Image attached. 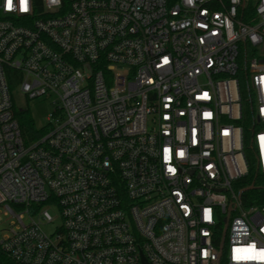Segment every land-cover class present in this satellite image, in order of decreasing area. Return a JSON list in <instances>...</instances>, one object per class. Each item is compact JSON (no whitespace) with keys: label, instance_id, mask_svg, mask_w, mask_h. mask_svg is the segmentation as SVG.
Returning <instances> with one entry per match:
<instances>
[{"label":"built area","instance_id":"2783aa9c","mask_svg":"<svg viewBox=\"0 0 264 264\" xmlns=\"http://www.w3.org/2000/svg\"><path fill=\"white\" fill-rule=\"evenodd\" d=\"M0 208L17 264H264V0H0Z\"/></svg>","mask_w":264,"mask_h":264},{"label":"rangeland","instance_id":"374dc122","mask_svg":"<svg viewBox=\"0 0 264 264\" xmlns=\"http://www.w3.org/2000/svg\"><path fill=\"white\" fill-rule=\"evenodd\" d=\"M14 96L16 107L27 111L28 117L32 119L37 129L45 125L46 117L54 110V105L49 99L41 97L36 99H26L18 89L15 90ZM50 211L56 215V211L54 209H51ZM13 219L14 218L5 215L3 210L0 208V240L7 234L10 223ZM26 221H29L28 216Z\"/></svg>","mask_w":264,"mask_h":264},{"label":"trees","instance_id":"16d2710c","mask_svg":"<svg viewBox=\"0 0 264 264\" xmlns=\"http://www.w3.org/2000/svg\"><path fill=\"white\" fill-rule=\"evenodd\" d=\"M15 116L20 124L23 137L26 141L34 140L39 135L43 134V130H38L30 117L27 115V111L23 109L15 108ZM0 264H17L7 254L0 251Z\"/></svg>","mask_w":264,"mask_h":264},{"label":"snow or ice","instance_id":"6c2138e0","mask_svg":"<svg viewBox=\"0 0 264 264\" xmlns=\"http://www.w3.org/2000/svg\"><path fill=\"white\" fill-rule=\"evenodd\" d=\"M22 2H23V0H22ZM8 6L9 7H11L12 6V0H8ZM167 61H165V63H166ZM166 152H167V150H165ZM179 155H183V153L181 152V153H179ZM169 171H175L174 169H169ZM208 211L209 210H205V215H206V218H208V219H210L211 217H210V215H208ZM254 247V246H253ZM237 253H239V252H241L242 250L241 249H236L235 250ZM243 251H250V249H244ZM257 257H259V258H264V252H261V253H258L257 254ZM257 257H253V256H246V257H242V256H240V255H237L236 257H235V259H237V260H239V259H254V258H257Z\"/></svg>","mask_w":264,"mask_h":264}]
</instances>
